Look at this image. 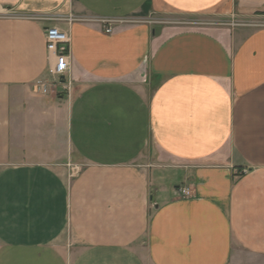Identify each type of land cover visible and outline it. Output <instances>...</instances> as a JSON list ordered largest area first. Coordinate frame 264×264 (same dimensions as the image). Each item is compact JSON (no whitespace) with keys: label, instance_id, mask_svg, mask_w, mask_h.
I'll return each mask as SVG.
<instances>
[{"label":"crops","instance_id":"1","mask_svg":"<svg viewBox=\"0 0 264 264\" xmlns=\"http://www.w3.org/2000/svg\"><path fill=\"white\" fill-rule=\"evenodd\" d=\"M0 6V264H264V26L157 21L264 0ZM48 26L69 36L68 92Z\"/></svg>","mask_w":264,"mask_h":264},{"label":"built area","instance_id":"2","mask_svg":"<svg viewBox=\"0 0 264 264\" xmlns=\"http://www.w3.org/2000/svg\"><path fill=\"white\" fill-rule=\"evenodd\" d=\"M11 15V10L4 6H0V18ZM115 20L102 18L101 22L105 25V32L112 31V23ZM45 48L47 52L48 68L47 74L50 78L55 79L57 83L63 85V90L69 91L71 84L66 78L69 72V36L66 31L57 26H48L44 28ZM40 82V81H39ZM179 196H190V189L182 186L176 189Z\"/></svg>","mask_w":264,"mask_h":264},{"label":"rangeland","instance_id":"3","mask_svg":"<svg viewBox=\"0 0 264 264\" xmlns=\"http://www.w3.org/2000/svg\"><path fill=\"white\" fill-rule=\"evenodd\" d=\"M157 21H162L171 25L176 29L182 28H200L212 30L217 35H220L223 30L234 28L253 29L259 26H264V17L253 14L252 16L238 15H176L169 14L159 17Z\"/></svg>","mask_w":264,"mask_h":264}]
</instances>
